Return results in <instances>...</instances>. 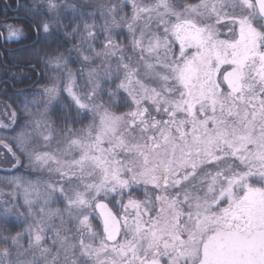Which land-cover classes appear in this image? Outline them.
<instances>
[{
	"label": "snow or ice",
	"instance_id": "snow-or-ice-1",
	"mask_svg": "<svg viewBox=\"0 0 264 264\" xmlns=\"http://www.w3.org/2000/svg\"><path fill=\"white\" fill-rule=\"evenodd\" d=\"M17 8L0 264H264V0Z\"/></svg>",
	"mask_w": 264,
	"mask_h": 264
},
{
	"label": "trees",
	"instance_id": "trees-1",
	"mask_svg": "<svg viewBox=\"0 0 264 264\" xmlns=\"http://www.w3.org/2000/svg\"><path fill=\"white\" fill-rule=\"evenodd\" d=\"M9 4L11 5V7H15L17 6L16 4H24V5H32L34 0H8ZM7 7H5L4 4H0V18H9L10 14L7 13ZM19 17H23L24 19H26L29 23L30 21H32L33 17L29 16L27 14V9H18V15ZM12 24H16L19 25L23 30H24V36L21 37V40L19 42H15L16 44H23V45H27V44H33V42L37 39L36 33L32 30V28L29 26V24L21 22V21H16V22H11ZM3 31V30H2ZM31 44V45H32ZM27 47L20 51L17 52L15 55H12V59L8 60L9 62H12V65H14V61L15 60H19L21 56H23L26 52ZM22 68H18L16 67L15 71L12 73H16L19 74L22 70L23 71H27L26 69H22ZM6 70L0 66V82L3 80V78L7 77V79L9 80L11 87L13 88V84L16 83L15 79L12 78L11 75H5ZM10 86L8 85H2L0 87V102H4V101H9V97L11 96L13 89H11ZM7 89L8 95L5 96L3 95V90ZM10 102V101H9ZM1 174V173H0Z\"/></svg>",
	"mask_w": 264,
	"mask_h": 264
},
{
	"label": "flooded vegetation",
	"instance_id": "flooded-vegetation-1",
	"mask_svg": "<svg viewBox=\"0 0 264 264\" xmlns=\"http://www.w3.org/2000/svg\"><path fill=\"white\" fill-rule=\"evenodd\" d=\"M0 4H4L5 7H7V10H6L7 13L10 14L9 18H6V17L0 18V23L6 25V23L21 21V22L29 24V26L31 27V24L26 19H24L23 17L16 16L18 15L17 6L11 7L8 0H0ZM2 30L3 29L0 28V33H4L5 35V32ZM4 35H0V66H2L6 70L5 75H10L12 72L15 71L16 66H13L12 62L11 61L9 62L8 60L12 59V55H14V53L21 50L25 46H17L15 42L13 43L5 42ZM26 46H29V44H27ZM10 53H12V55H10ZM2 85H8L11 87V84L9 80L7 79V77L3 78V80L0 82V87ZM11 89L13 88L11 87Z\"/></svg>",
	"mask_w": 264,
	"mask_h": 264
},
{
	"label": "rangeland",
	"instance_id": "rangeland-1",
	"mask_svg": "<svg viewBox=\"0 0 264 264\" xmlns=\"http://www.w3.org/2000/svg\"><path fill=\"white\" fill-rule=\"evenodd\" d=\"M35 2V0L33 1V3ZM11 24L17 27H20L19 25L16 24H12V23H6V25ZM5 24L0 23V28L3 29V31L5 32V35H7L5 28H4ZM21 28V27H20ZM10 43L13 42H17V41H8ZM16 68V67H15ZM4 155H7V153H3ZM26 171V170H25ZM0 188H4L5 187V181L7 178H10L12 176V173L9 171L4 170L3 165L0 164Z\"/></svg>",
	"mask_w": 264,
	"mask_h": 264
},
{
	"label": "bare ground",
	"instance_id": "bare-ground-1",
	"mask_svg": "<svg viewBox=\"0 0 264 264\" xmlns=\"http://www.w3.org/2000/svg\"><path fill=\"white\" fill-rule=\"evenodd\" d=\"M17 46H25V47H23L21 50H19V51H17V52H20V51L24 50V49L27 47L26 45H23V44H20V43L17 44ZM17 52H16V53H17ZM16 53H14V55H15Z\"/></svg>",
	"mask_w": 264,
	"mask_h": 264
}]
</instances>
